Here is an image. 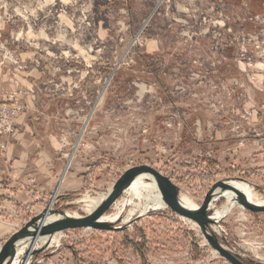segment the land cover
Instances as JSON below:
<instances>
[{
  "label": "rangeland",
  "instance_id": "1",
  "mask_svg": "<svg viewBox=\"0 0 264 264\" xmlns=\"http://www.w3.org/2000/svg\"><path fill=\"white\" fill-rule=\"evenodd\" d=\"M0 80V106L15 112L0 154L21 133L32 153L71 158L86 172L79 191L55 190L23 217L11 213L0 249L47 209L85 216L82 198L108 194L141 165L198 207L222 180L264 197L256 155L229 154L264 142V0H0ZM128 197L121 192L106 214ZM138 216L113 225L121 230L63 231L26 264H230L169 209ZM216 227L242 264H264V212L239 205Z\"/></svg>",
  "mask_w": 264,
  "mask_h": 264
},
{
  "label": "crops",
  "instance_id": "2",
  "mask_svg": "<svg viewBox=\"0 0 264 264\" xmlns=\"http://www.w3.org/2000/svg\"><path fill=\"white\" fill-rule=\"evenodd\" d=\"M1 87L4 85L1 86L0 83ZM215 139L217 142H222L219 138ZM260 140L264 141V138ZM15 147L19 149L14 150ZM26 148L27 142L24 134L18 133L9 146V154L6 156L0 154V163L3 165L0 166V235L9 233V223L17 217H23L26 206L33 202H44L55 190H58V196L65 197L70 193L79 191L84 185L86 172L82 166L77 167L78 161H73L71 158L67 161L64 156L52 155L45 149L35 150L32 153ZM236 150L237 148L234 147L229 152L235 162H239L240 158H237L239 155L244 158L256 155L253 158L255 162H261L264 165V142L253 150L247 148L240 153ZM68 162L69 164L65 169ZM73 162L75 163L73 164ZM235 162L231 161L230 163L236 165ZM6 173L9 177V183L4 184L2 180H4ZM11 213L17 217L12 216Z\"/></svg>",
  "mask_w": 264,
  "mask_h": 264
},
{
  "label": "water",
  "instance_id": "3",
  "mask_svg": "<svg viewBox=\"0 0 264 264\" xmlns=\"http://www.w3.org/2000/svg\"><path fill=\"white\" fill-rule=\"evenodd\" d=\"M85 125L86 123L83 125L81 133L83 132ZM80 137L77 139V143L79 142ZM141 174H148L157 181L165 207L177 216L186 219L190 222H193L201 231L207 244L217 253L218 256H220L230 264H242L241 260H239L236 255L227 250L223 245L218 242L214 233L212 232V230H210L212 222L209 219L208 208L211 202L213 191L216 187H222L223 189L234 192L238 196L239 204L244 209L250 212L262 213L264 212V205L259 206L249 203L247 199L238 190L226 184L224 180H222L216 182L214 185L211 186V188L206 193L203 202L200 204L197 210L187 209L183 207L178 200L179 192L175 184H173L168 177L162 175L156 169L146 165L136 166L126 170L113 185L104 202L99 206L97 210H95L88 216H84L82 218H62L49 223L43 222V218L45 215V213L43 212L32 217L27 223L23 225L22 228H20L17 232L13 233L3 243L0 249V264H7V262L11 259L15 249V243L20 238L31 237L32 239H35L37 237L49 236L66 230L83 228H90L95 230L123 229L122 227L116 228L113 225L99 223L97 221L119 198V196L121 195L122 187L128 181ZM141 217L142 215H139L138 217H136V219H139Z\"/></svg>",
  "mask_w": 264,
  "mask_h": 264
},
{
  "label": "bare ground",
  "instance_id": "4",
  "mask_svg": "<svg viewBox=\"0 0 264 264\" xmlns=\"http://www.w3.org/2000/svg\"><path fill=\"white\" fill-rule=\"evenodd\" d=\"M226 184L234 187L238 190L249 203L254 205L263 206L264 205V197L259 196L255 191L254 187L244 183L240 180L227 181ZM113 187V186H112ZM109 189V191L112 189ZM108 191V193H109ZM122 193H126L129 197L127 201H124L117 211L113 214H103L97 222L115 225L117 222L121 221V224H126L129 222L131 217L135 213L138 212L139 215H145L148 211H155L166 208L163 202L162 194L159 189L157 181L148 174H141L134 177L132 180L128 181L121 189ZM107 193L97 194L95 197H84L80 200V202L84 203L85 206V216L90 215L95 210L99 208V206L104 202L107 197ZM133 200H137L135 210H132L125 213V209L127 206L133 204ZM178 200L180 204L190 210H197L198 206H196L187 196L179 195ZM223 200V203L217 207V204ZM123 201V200H122ZM117 201H115L112 206H115ZM238 196L230 191L223 189L222 187H216L213 191L211 202L209 204V208L212 213L209 211L208 214L209 219L212 222L213 230L212 232L215 234H219V230L216 227L219 224L220 218L224 215L228 214L233 207L239 206ZM134 206V205H133ZM216 206V207H215ZM115 209V208H114ZM45 213L43 222L49 223L62 218H82L84 216L75 215V214H53L50 209L47 211H43ZM67 215V216H66ZM73 216V217H69ZM180 218V217H179ZM183 219V218H182ZM194 226V225H193ZM198 228V227H197ZM59 233H55L49 236L37 237L32 239L31 237L20 238L15 243V249L11 259L7 262V264H26L27 259L31 257L32 252L34 250H40L43 247L48 246L53 243L56 237H59ZM216 253V252H215ZM217 254V253H216Z\"/></svg>",
  "mask_w": 264,
  "mask_h": 264
},
{
  "label": "built area",
  "instance_id": "5",
  "mask_svg": "<svg viewBox=\"0 0 264 264\" xmlns=\"http://www.w3.org/2000/svg\"><path fill=\"white\" fill-rule=\"evenodd\" d=\"M14 113L15 112L10 111L9 108L4 105L0 106V140H3V137L10 138L11 136L14 135L15 132H14V125H13L12 119L8 118L9 115L14 114ZM1 143L2 142L0 141V148L3 149L6 146V143L5 145L4 144L1 145ZM219 230H220V227H219Z\"/></svg>",
  "mask_w": 264,
  "mask_h": 264
},
{
  "label": "trees",
  "instance_id": "6",
  "mask_svg": "<svg viewBox=\"0 0 264 264\" xmlns=\"http://www.w3.org/2000/svg\"><path fill=\"white\" fill-rule=\"evenodd\" d=\"M205 178H208V176H205ZM205 180V179H204ZM238 258V257H237ZM240 260V259H239Z\"/></svg>",
  "mask_w": 264,
  "mask_h": 264
}]
</instances>
